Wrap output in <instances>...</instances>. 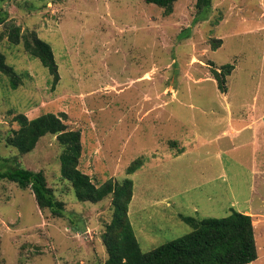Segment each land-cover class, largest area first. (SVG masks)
I'll return each instance as SVG.
<instances>
[{"label":"rangeland","instance_id":"obj_1","mask_svg":"<svg viewBox=\"0 0 264 264\" xmlns=\"http://www.w3.org/2000/svg\"><path fill=\"white\" fill-rule=\"evenodd\" d=\"M27 1L0 0V49L20 77L12 88L0 72V168L15 157L41 170L65 209L53 215L30 187L0 179V264H102L113 211L112 194L75 197L55 134L24 154L6 144L17 113H52L79 130L78 167L95 185L131 180L128 218L142 252L189 233L181 215L250 210L249 264H264V0H211L205 14L196 0H176L168 14L145 0ZM12 27L51 46L56 81L22 42L9 43ZM226 64L222 90L212 68Z\"/></svg>","mask_w":264,"mask_h":264},{"label":"trees","instance_id":"obj_2","mask_svg":"<svg viewBox=\"0 0 264 264\" xmlns=\"http://www.w3.org/2000/svg\"><path fill=\"white\" fill-rule=\"evenodd\" d=\"M45 1V0H44ZM163 7L166 14L172 11L176 0H145ZM37 0H28L29 7L35 6ZM211 0H196L197 13H207ZM7 12L0 6V23ZM18 27L8 32L9 43L22 42L24 49L37 57L49 72L58 79L57 64L51 46L38 37L35 32L20 33ZM232 64L212 68L218 86L225 90V75L230 73ZM0 72L9 78V84L16 88L19 75L6 63L5 54L0 49ZM13 119L18 127L5 137L6 144L14 146L19 153L31 151L39 138L45 134L56 135L62 147L59 155L61 175L70 181L75 197L81 201L96 202L112 194V217L102 235L107 258L102 264H249L257 258L254 226L250 214L232 210L228 215L215 218H195L181 215L192 230L176 239L169 240L154 249L142 252L128 218V204L132 198V182L129 178L122 182L106 180L95 185L88 174L79 167L81 155L80 131L67 129L63 120L52 113H43L28 118L17 113ZM0 179L15 182L19 187H30L40 209L47 208L53 215L62 216L63 202L58 200L44 173L21 166L15 157L3 159ZM10 161L13 162L11 165ZM141 165L140 159L133 160L127 166V172H134ZM9 166L8 168H3Z\"/></svg>","mask_w":264,"mask_h":264},{"label":"crops","instance_id":"obj_3","mask_svg":"<svg viewBox=\"0 0 264 264\" xmlns=\"http://www.w3.org/2000/svg\"><path fill=\"white\" fill-rule=\"evenodd\" d=\"M243 213L251 214L250 210H245V211H243Z\"/></svg>","mask_w":264,"mask_h":264}]
</instances>
